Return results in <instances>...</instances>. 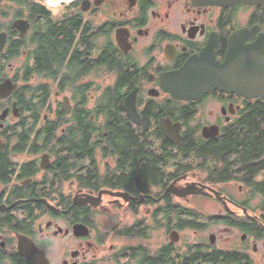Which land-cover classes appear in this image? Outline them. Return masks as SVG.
I'll use <instances>...</instances> for the list:
<instances>
[{
  "label": "flooded vegetation",
  "instance_id": "1",
  "mask_svg": "<svg viewBox=\"0 0 264 264\" xmlns=\"http://www.w3.org/2000/svg\"><path fill=\"white\" fill-rule=\"evenodd\" d=\"M256 1L0 0V264H264V98L170 85Z\"/></svg>",
  "mask_w": 264,
  "mask_h": 264
},
{
  "label": "water",
  "instance_id": "2",
  "mask_svg": "<svg viewBox=\"0 0 264 264\" xmlns=\"http://www.w3.org/2000/svg\"><path fill=\"white\" fill-rule=\"evenodd\" d=\"M215 2L216 0H209ZM251 0H233L234 3L248 4ZM253 3H258L253 0ZM255 30H253L254 32ZM252 31L242 30L235 38L248 40ZM1 39V37H0ZM5 40L0 43L3 50ZM186 69L176 73L171 78L172 93L175 98L198 99L214 90H227L247 97L264 98V35H260L257 42L243 50L242 46L233 49L224 64L202 71H192L190 64ZM186 73V74H185ZM184 74V75H182Z\"/></svg>",
  "mask_w": 264,
  "mask_h": 264
},
{
  "label": "trees",
  "instance_id": "3",
  "mask_svg": "<svg viewBox=\"0 0 264 264\" xmlns=\"http://www.w3.org/2000/svg\"><path fill=\"white\" fill-rule=\"evenodd\" d=\"M259 114L260 116H262L263 114V108L259 109ZM264 122V121H263ZM252 129H253V133L256 134H262L264 133L263 131H261V127H260V123H257L256 121H254V124L252 125ZM248 149L250 150H261L262 147L260 146V141H254V144L251 145V147H248ZM145 177H149L152 173L149 170H145ZM146 179V178H143ZM255 191H257L258 193H261V189H256Z\"/></svg>",
  "mask_w": 264,
  "mask_h": 264
}]
</instances>
